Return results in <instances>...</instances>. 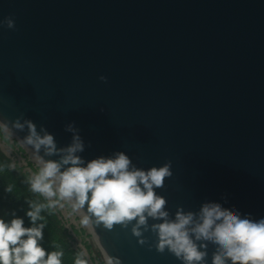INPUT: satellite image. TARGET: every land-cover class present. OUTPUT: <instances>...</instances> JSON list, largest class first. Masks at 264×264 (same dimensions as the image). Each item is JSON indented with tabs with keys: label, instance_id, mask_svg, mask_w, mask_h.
<instances>
[{
	"label": "water",
	"instance_id": "obj_1",
	"mask_svg": "<svg viewBox=\"0 0 264 264\" xmlns=\"http://www.w3.org/2000/svg\"><path fill=\"white\" fill-rule=\"evenodd\" d=\"M9 17L0 122L22 142L27 120L58 149L78 134L85 164L118 152L145 171L170 161L155 191L172 219L205 203L264 219V0H0ZM90 219L114 264H182L150 231L141 245L135 221L109 230Z\"/></svg>",
	"mask_w": 264,
	"mask_h": 264
},
{
	"label": "clouds",
	"instance_id": "obj_2",
	"mask_svg": "<svg viewBox=\"0 0 264 264\" xmlns=\"http://www.w3.org/2000/svg\"><path fill=\"white\" fill-rule=\"evenodd\" d=\"M4 25L15 27L10 17L0 21V26ZM100 79L106 81L104 76ZM24 123L29 135L23 143L35 150L41 165L27 183L46 203L29 202L26 216L31 227H25L19 217L10 222L0 218V264H62V250L46 252L41 246L46 223L37 221H44L42 211L63 209L66 203L74 213L87 205L90 215L80 220L85 227L90 217L109 230L115 225L127 228L135 221L132 235L141 238V245L148 242L142 238L144 232L150 231L156 237V251H167L182 264H204L209 244L215 246L211 264H264V219L241 217L218 203L203 204L198 214L178 208L175 218H170L167 200L155 191L171 177L170 161L145 171L131 166L130 158L118 152L114 158L99 157L85 164L77 155L84 149L78 134L73 135L70 146L58 149L53 135L45 131L41 136L31 121ZM14 126L22 130L24 124L18 118ZM67 130L75 132L72 125ZM42 148L46 156L60 155V160L39 157ZM149 219L158 222L149 225ZM82 255L76 256L74 264H88ZM107 264L114 260L109 258ZM115 264H120L118 259Z\"/></svg>",
	"mask_w": 264,
	"mask_h": 264
},
{
	"label": "trees",
	"instance_id": "obj_3",
	"mask_svg": "<svg viewBox=\"0 0 264 264\" xmlns=\"http://www.w3.org/2000/svg\"><path fill=\"white\" fill-rule=\"evenodd\" d=\"M10 159L0 150V218L10 222L15 217L24 220L25 227H31V222L26 216L30 210L29 202L46 203L44 198L31 192L27 183L28 174L18 168L9 167ZM46 226L43 229L41 246L46 252L62 250L64 257L62 264H74L75 258L80 252L71 244V237L63 226L57 213L53 210L41 212Z\"/></svg>",
	"mask_w": 264,
	"mask_h": 264
},
{
	"label": "rangeland",
	"instance_id": "obj_4",
	"mask_svg": "<svg viewBox=\"0 0 264 264\" xmlns=\"http://www.w3.org/2000/svg\"><path fill=\"white\" fill-rule=\"evenodd\" d=\"M0 150L10 159L13 168H18L30 177L41 166L37 156L0 122ZM68 231L72 246L77 249L88 264H107V259L92 231L90 224H80L83 213H74L69 204L54 209Z\"/></svg>",
	"mask_w": 264,
	"mask_h": 264
},
{
	"label": "bare ground",
	"instance_id": "obj_5",
	"mask_svg": "<svg viewBox=\"0 0 264 264\" xmlns=\"http://www.w3.org/2000/svg\"><path fill=\"white\" fill-rule=\"evenodd\" d=\"M7 128V127H6ZM21 141V140H20Z\"/></svg>",
	"mask_w": 264,
	"mask_h": 264
}]
</instances>
